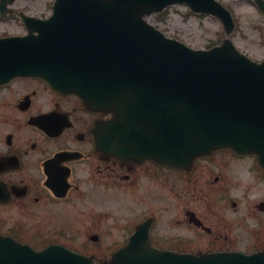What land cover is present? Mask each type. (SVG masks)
Listing matches in <instances>:
<instances>
[{"label": "flooded vegetation", "instance_id": "flooded-vegetation-1", "mask_svg": "<svg viewBox=\"0 0 264 264\" xmlns=\"http://www.w3.org/2000/svg\"><path fill=\"white\" fill-rule=\"evenodd\" d=\"M106 119L38 78L0 86V234L108 261L145 222L159 249L264 252V166L255 156L219 150L190 171L128 164L95 149L94 125ZM76 229L86 233L78 244Z\"/></svg>", "mask_w": 264, "mask_h": 264}, {"label": "water", "instance_id": "water-1", "mask_svg": "<svg viewBox=\"0 0 264 264\" xmlns=\"http://www.w3.org/2000/svg\"><path fill=\"white\" fill-rule=\"evenodd\" d=\"M176 2L219 16L230 31L228 13L213 0H55L53 16L39 24L36 75L64 92L82 85L116 113L104 140L125 159L184 167L217 148L264 153V63L251 62L228 41L193 51L146 24L145 17ZM6 61L0 58V72ZM7 68L9 76L36 73ZM52 249L34 252L0 237V264H92L69 252L52 255ZM174 262L232 264L211 256ZM233 264L264 262L250 257Z\"/></svg>", "mask_w": 264, "mask_h": 264}, {"label": "rangeland", "instance_id": "rangeland-1", "mask_svg": "<svg viewBox=\"0 0 264 264\" xmlns=\"http://www.w3.org/2000/svg\"><path fill=\"white\" fill-rule=\"evenodd\" d=\"M226 7L234 22V28L226 35L218 19L196 15L184 5L167 8L159 14L148 18L150 24L165 36L179 40L193 49H208L219 45L224 37L228 38L240 52L257 62L264 61V13L259 10L254 0H217ZM264 1V0H263ZM53 0H16L13 7L16 12L31 16L47 18L51 14ZM249 10L250 16L245 15ZM18 32L20 29L13 23L0 25V32ZM123 210V225L131 218L129 209ZM205 207L202 208L203 211ZM208 211H210L208 209ZM78 239L76 244L86 239L84 230H75ZM75 235V236H76Z\"/></svg>", "mask_w": 264, "mask_h": 264}, {"label": "bare ground", "instance_id": "bare-ground-1", "mask_svg": "<svg viewBox=\"0 0 264 264\" xmlns=\"http://www.w3.org/2000/svg\"><path fill=\"white\" fill-rule=\"evenodd\" d=\"M245 15L250 16V12H249V10H247V11L245 12Z\"/></svg>", "mask_w": 264, "mask_h": 264}]
</instances>
